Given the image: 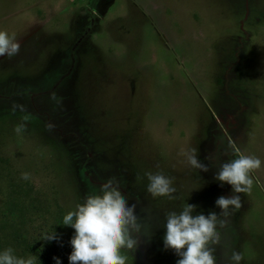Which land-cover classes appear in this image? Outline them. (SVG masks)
<instances>
[{"label": "rangeland", "instance_id": "obj_1", "mask_svg": "<svg viewBox=\"0 0 264 264\" xmlns=\"http://www.w3.org/2000/svg\"><path fill=\"white\" fill-rule=\"evenodd\" d=\"M0 31L20 44L0 57V218L17 199L36 227L114 179L142 225L126 264H176L166 214H219L233 195L220 164L252 155L261 167L215 255L264 264V0H0ZM147 172L175 198H153Z\"/></svg>", "mask_w": 264, "mask_h": 264}, {"label": "clouds", "instance_id": "obj_2", "mask_svg": "<svg viewBox=\"0 0 264 264\" xmlns=\"http://www.w3.org/2000/svg\"><path fill=\"white\" fill-rule=\"evenodd\" d=\"M20 44L15 35L0 31V57L9 58L19 54ZM52 100L59 102L55 93ZM23 110V106H19ZM27 120V116L24 117ZM51 130L54 126L48 124ZM25 124L18 125L14 130L21 133ZM186 163L194 168L207 172L208 167L197 159L198 149L191 148L181 152ZM208 159V157H206ZM261 160L252 155L237 153V158L220 164L215 179L231 186L233 195L221 196L215 204L221 209L208 215L199 213L193 215L196 205L186 203L181 211H171L166 214L163 237L164 249L173 250L180 257L176 264H217L215 255L217 246L221 245L223 229L229 222V217L242 207L240 194L251 191L253 180L251 173L261 167ZM147 192L153 197H168L174 199L173 180L160 172H147ZM28 173H22L21 179L27 180ZM139 179V177H138ZM136 205H128L127 198L121 193L118 183L109 179L100 185L99 191L84 197L83 203H78L75 209L63 217L62 224L75 230L71 238L72 251L68 257L69 264H126V256L122 250L135 252L139 239L136 234L141 232L142 225L135 212ZM58 237L55 232L44 235L43 240L53 241ZM224 255L228 264H240L241 253L232 250ZM56 264H61L54 257ZM0 264H35V257L19 258L9 247L0 252Z\"/></svg>", "mask_w": 264, "mask_h": 264}, {"label": "trees", "instance_id": "obj_3", "mask_svg": "<svg viewBox=\"0 0 264 264\" xmlns=\"http://www.w3.org/2000/svg\"><path fill=\"white\" fill-rule=\"evenodd\" d=\"M0 218V252L11 247L14 255L19 258L35 257V264H56L54 257L61 264H69L71 254V238L75 230L62 224L64 215L61 208L48 212V217L42 218L39 225H28L26 214L21 204L8 200ZM55 232L58 239L45 241L47 233Z\"/></svg>", "mask_w": 264, "mask_h": 264}]
</instances>
